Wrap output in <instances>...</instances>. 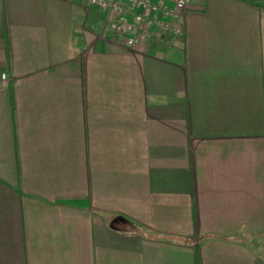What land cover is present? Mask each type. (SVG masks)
I'll list each match as a JSON object with an SVG mask.
<instances>
[{
	"label": "crops",
	"instance_id": "crops-1",
	"mask_svg": "<svg viewBox=\"0 0 264 264\" xmlns=\"http://www.w3.org/2000/svg\"><path fill=\"white\" fill-rule=\"evenodd\" d=\"M102 17L0 0V264H264V0Z\"/></svg>",
	"mask_w": 264,
	"mask_h": 264
},
{
	"label": "built area",
	"instance_id": "built-area-1",
	"mask_svg": "<svg viewBox=\"0 0 264 264\" xmlns=\"http://www.w3.org/2000/svg\"><path fill=\"white\" fill-rule=\"evenodd\" d=\"M78 1V0H68ZM103 12L101 26L122 36L125 45L145 42L165 47L183 35V13L187 0H81ZM6 74L1 78L6 80Z\"/></svg>",
	"mask_w": 264,
	"mask_h": 264
},
{
	"label": "rangeland",
	"instance_id": "rangeland-1",
	"mask_svg": "<svg viewBox=\"0 0 264 264\" xmlns=\"http://www.w3.org/2000/svg\"><path fill=\"white\" fill-rule=\"evenodd\" d=\"M258 1H260V2H261V1H263V0H258Z\"/></svg>",
	"mask_w": 264,
	"mask_h": 264
}]
</instances>
